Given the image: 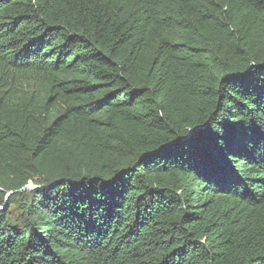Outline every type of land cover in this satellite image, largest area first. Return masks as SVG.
Instances as JSON below:
<instances>
[{
    "label": "trees",
    "instance_id": "1",
    "mask_svg": "<svg viewBox=\"0 0 264 264\" xmlns=\"http://www.w3.org/2000/svg\"><path fill=\"white\" fill-rule=\"evenodd\" d=\"M0 264H264V0H0Z\"/></svg>",
    "mask_w": 264,
    "mask_h": 264
},
{
    "label": "rangeland",
    "instance_id": "2",
    "mask_svg": "<svg viewBox=\"0 0 264 264\" xmlns=\"http://www.w3.org/2000/svg\"><path fill=\"white\" fill-rule=\"evenodd\" d=\"M28 186H33L31 184H29ZM25 190H29L28 188H25ZM17 216V212L13 210V208L10 209V214H9V218L12 219L11 221H13V219H15Z\"/></svg>",
    "mask_w": 264,
    "mask_h": 264
},
{
    "label": "water",
    "instance_id": "3",
    "mask_svg": "<svg viewBox=\"0 0 264 264\" xmlns=\"http://www.w3.org/2000/svg\"><path fill=\"white\" fill-rule=\"evenodd\" d=\"M204 128H205V127H199V128H197V129H195L194 131H195V132H198L199 130H203ZM194 131H191V133L194 132ZM25 188H28V189H30V190L37 189V188L34 187V186H28V185H27L26 187H24V189H25ZM10 194H11V193H9V194L7 195V197H8Z\"/></svg>",
    "mask_w": 264,
    "mask_h": 264
}]
</instances>
